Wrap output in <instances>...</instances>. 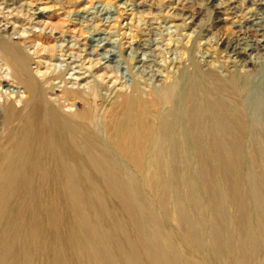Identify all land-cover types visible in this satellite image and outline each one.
Here are the masks:
<instances>
[{
	"label": "bare ground",
	"instance_id": "bare-ground-1",
	"mask_svg": "<svg viewBox=\"0 0 264 264\" xmlns=\"http://www.w3.org/2000/svg\"><path fill=\"white\" fill-rule=\"evenodd\" d=\"M2 9L7 19L12 13ZM110 11L100 9L92 17ZM249 16L248 26H240L242 33L251 31L259 39L214 34L209 48L193 44L187 49L189 63L166 71L169 80L163 82L155 67L159 64L150 58L154 39H144L124 56L101 31L88 32L87 45L96 48L89 54L107 63L108 77L116 83L108 102L100 91L103 82L83 84L86 77L78 71L75 78H65L69 70L83 69V62L72 68L63 61V68L40 78L25 44H15L13 33L0 35V92L7 93H1L0 103V264H186L180 260L189 254L194 237L177 236L170 244L166 228L156 229L151 222L142 228L146 211L136 203L145 198L136 192L138 201L133 200L135 179L129 172L154 168L161 175L167 166L177 182L183 165L189 190L199 197L202 188L194 173L205 160L195 153L203 152L206 143L216 153H235L228 138L240 141L258 133V126L250 125L264 124V99L258 96L256 78L240 67L246 58L260 63L264 56V6ZM57 49L73 55L72 48ZM220 52L225 61L217 60ZM169 65L175 69L174 59ZM56 86L63 99L48 97ZM70 99L82 106L72 108ZM181 202L173 200L191 228Z\"/></svg>",
	"mask_w": 264,
	"mask_h": 264
},
{
	"label": "rangeland",
	"instance_id": "rangeland-1",
	"mask_svg": "<svg viewBox=\"0 0 264 264\" xmlns=\"http://www.w3.org/2000/svg\"><path fill=\"white\" fill-rule=\"evenodd\" d=\"M259 6H264V0H0L3 13H12L7 19L0 15V35L13 33L15 44H25L33 53L32 71L40 78H47L63 68V61L72 68L83 62V69L69 70L65 78H75L79 74L74 72L78 71L86 77L83 84L103 82L105 86L100 91L108 102L111 97L107 99L109 88L116 83L108 77L111 72L105 69L107 63L99 61V55L89 54L96 48L88 47V32L101 31V36L118 43L124 56L144 39H154L157 43L151 45L154 56L150 58L159 64L155 67L161 72L158 79L163 82L169 80L166 71L174 72L177 67L189 63L187 49L193 44L197 49L204 45L209 48L214 34L222 39H259L260 36L251 31L242 33L244 29L240 27L248 26L246 19H252L249 15ZM100 9L111 11L99 18L92 17ZM86 10L92 13L86 14ZM28 15L33 16L29 19ZM80 15L91 20L86 21ZM106 15L109 20H102ZM149 31L150 35L147 34ZM205 40H209L208 44ZM59 45L64 50L72 48L73 55L69 57L68 52L63 55L57 49ZM73 45L75 47H71ZM100 52L97 50V53ZM218 57L219 61L227 59L224 52H220ZM171 59L175 61V69L169 65ZM255 61L246 58V64L240 70L256 78L258 96L264 99V82L261 80L264 77V56L260 58V63ZM212 62L218 64L215 60ZM122 66L126 64L122 63ZM8 83L17 86L12 81ZM118 88L126 90L125 86L117 85ZM60 90L56 86L48 97L62 98ZM1 93L7 95L2 89L0 103L4 100ZM69 103L73 104L72 108L82 106L74 99H70ZM257 124L250 125L258 126L257 134L245 136L240 141L226 140L236 145L235 153H216L207 143L203 145V152L195 153L200 162L205 160V165L199 166L194 173L202 188L199 197L189 190V172L183 165L176 172L177 182L167 166L160 169L161 175L154 168L129 172L130 177L135 179L134 189L129 188L134 194L133 200L138 201L136 192L145 198L142 203H136L146 211L141 227L151 222L156 229L166 228L170 235L166 240L170 244H174L177 236L185 234L186 237H194L189 254H184L181 262L264 264V124ZM180 159L181 163H185L184 152L180 154ZM248 175L252 178L251 183ZM252 190L256 192L255 196ZM176 197L182 201L180 209L189 211L193 222L191 228L173 204ZM142 235L144 240L147 239L145 233ZM207 255L213 258L212 262L205 257Z\"/></svg>",
	"mask_w": 264,
	"mask_h": 264
}]
</instances>
